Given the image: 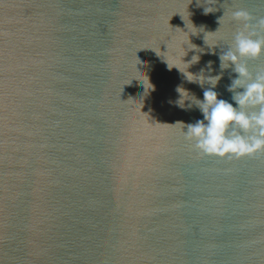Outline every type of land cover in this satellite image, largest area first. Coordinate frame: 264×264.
<instances>
[{
  "label": "water",
  "instance_id": "1",
  "mask_svg": "<svg viewBox=\"0 0 264 264\" xmlns=\"http://www.w3.org/2000/svg\"><path fill=\"white\" fill-rule=\"evenodd\" d=\"M236 9L264 17L261 0H0V264H264V152L198 155L178 121L202 114L175 102L203 88L166 62L219 72Z\"/></svg>",
  "mask_w": 264,
  "mask_h": 264
},
{
  "label": "clouds",
  "instance_id": "2",
  "mask_svg": "<svg viewBox=\"0 0 264 264\" xmlns=\"http://www.w3.org/2000/svg\"><path fill=\"white\" fill-rule=\"evenodd\" d=\"M200 2L201 0H197L198 5ZM261 3H264V0H261ZM215 10L204 7L205 13ZM224 15L225 13L218 18L219 25ZM189 16L188 12V20L194 30L190 31L186 24L188 32L197 34L201 29L204 31L203 28L197 29ZM231 18L240 22L242 27L234 33L227 47H222V51L219 53L220 71L216 74H211L214 71L213 61H208L198 73L188 71L191 64L200 60V56L197 54H194L189 61L182 59L185 65L183 70L175 64L170 66L165 59L169 69L176 67L189 82L198 83L203 88V98L200 99L191 95L182 86H177L176 90L180 93L179 99L175 102L177 106L191 108L194 104L202 114V118L196 119L195 122L185 124L178 121L183 125L182 131L185 137L193 142V147L198 155L214 156L221 159H241L264 152V67H259L253 72L250 71L248 64L249 60L264 55V17H260L253 24L248 11L236 9L231 12ZM219 29L220 26L216 31L204 34V42L213 52L215 46L220 43L218 41L208 43L207 34H216ZM188 44L191 45L188 46L189 49H195L197 52L204 51L203 48H198L197 45L191 43L189 39ZM186 54L185 50L183 57ZM227 69L236 73L235 76H230L231 82L227 86V90L231 93V100L219 97L215 91ZM141 70L146 79L140 77L136 79L143 81L144 95H148L150 90L155 89V85L150 82L145 71ZM205 84L208 87H204ZM186 100L191 101L187 106L185 105Z\"/></svg>",
  "mask_w": 264,
  "mask_h": 264
}]
</instances>
